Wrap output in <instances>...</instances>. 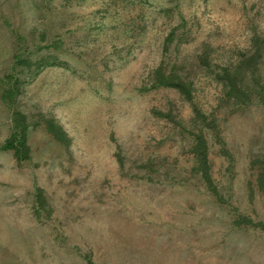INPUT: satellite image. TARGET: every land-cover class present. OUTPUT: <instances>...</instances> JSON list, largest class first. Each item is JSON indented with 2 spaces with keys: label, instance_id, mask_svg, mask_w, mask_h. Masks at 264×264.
Masks as SVG:
<instances>
[{
  "label": "rangeland",
  "instance_id": "1",
  "mask_svg": "<svg viewBox=\"0 0 264 264\" xmlns=\"http://www.w3.org/2000/svg\"><path fill=\"white\" fill-rule=\"evenodd\" d=\"M255 36L264 0H0V146L19 112L30 149L0 151V264H264V231L236 224L264 223ZM241 61L237 99L216 75ZM159 66L189 99L151 87Z\"/></svg>",
  "mask_w": 264,
  "mask_h": 264
},
{
  "label": "trees",
  "instance_id": "2",
  "mask_svg": "<svg viewBox=\"0 0 264 264\" xmlns=\"http://www.w3.org/2000/svg\"><path fill=\"white\" fill-rule=\"evenodd\" d=\"M167 40H170L168 38ZM264 44V38H259L255 36L252 41V45L255 48V54L249 58L255 65L257 58L259 57L260 46ZM247 65V62L241 61L236 66L229 68L223 67L220 74H217L216 77L223 81V87L227 90V95L233 96L237 99L238 93L247 94L251 97V94L243 89L242 82L244 78L249 75L251 79L254 77L255 70L251 67L254 65ZM256 83V82H255ZM260 91L256 93V99L261 103H264V85L258 84ZM151 87L152 88H172L177 90L181 95L185 96L187 99L190 98V90L188 84L177 74L174 72V68L165 71L162 66H159L151 73ZM16 88L13 86L12 88H8L4 90L1 94V100L7 101L11 100L15 96ZM251 91V90H249ZM247 96V97H248ZM47 127L51 134L54 135L55 139L61 141L62 143L68 144L69 139L67 138L65 132L56 125L53 120L47 121ZM27 124L26 117L19 113L14 112L12 115V127L10 136L4 141V143L0 146V151H11L14 159L17 162L25 161L29 159L30 149L27 144ZM193 153L196 156V161L198 164V170L200 172L201 179L209 189H215L212 185V181L209 175V166L207 164V146L204 139L199 136L197 137V142L195 143ZM257 184L259 190L264 195V166L261 167V172L258 175ZM43 201L42 191H37V203H41ZM238 225H249L264 231V223H259L256 225H252V222L245 217H239ZM89 264L90 261H88Z\"/></svg>",
  "mask_w": 264,
  "mask_h": 264
}]
</instances>
